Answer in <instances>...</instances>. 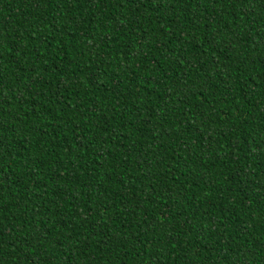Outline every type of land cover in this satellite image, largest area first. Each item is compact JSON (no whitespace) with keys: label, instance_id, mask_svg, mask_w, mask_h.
Wrapping results in <instances>:
<instances>
[{"label":"trees","instance_id":"1","mask_svg":"<svg viewBox=\"0 0 264 264\" xmlns=\"http://www.w3.org/2000/svg\"><path fill=\"white\" fill-rule=\"evenodd\" d=\"M0 264H264V0H0Z\"/></svg>","mask_w":264,"mask_h":264}]
</instances>
